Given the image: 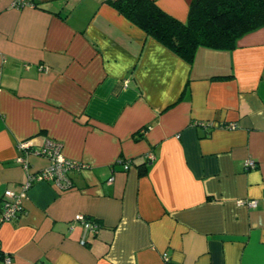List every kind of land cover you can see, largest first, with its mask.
I'll return each instance as SVG.
<instances>
[{
  "label": "crops",
  "instance_id": "obj_1",
  "mask_svg": "<svg viewBox=\"0 0 264 264\" xmlns=\"http://www.w3.org/2000/svg\"><path fill=\"white\" fill-rule=\"evenodd\" d=\"M23 1L0 0L10 264H264V26L232 49L199 47L189 63L108 0ZM153 1L186 20L191 0ZM45 138L87 167L68 173L71 188L23 192L50 160L29 149L25 171L19 142ZM6 189L23 194L22 211L1 220Z\"/></svg>",
  "mask_w": 264,
  "mask_h": 264
},
{
  "label": "trees",
  "instance_id": "obj_2",
  "mask_svg": "<svg viewBox=\"0 0 264 264\" xmlns=\"http://www.w3.org/2000/svg\"><path fill=\"white\" fill-rule=\"evenodd\" d=\"M108 2L189 63L199 47L232 49L242 35L264 26V0H191L185 21L169 15L153 0Z\"/></svg>",
  "mask_w": 264,
  "mask_h": 264
},
{
  "label": "built area",
  "instance_id": "obj_3",
  "mask_svg": "<svg viewBox=\"0 0 264 264\" xmlns=\"http://www.w3.org/2000/svg\"><path fill=\"white\" fill-rule=\"evenodd\" d=\"M24 3L23 0H15V5L22 6ZM235 124H231V128H234ZM19 147L21 150V155L17 157V161L22 165L25 171H28V163L26 161V153L27 150L31 149L34 153L46 157L50 160V165L40 171L35 173H28L26 176L25 184L23 185V192L34 182L46 181L52 182L60 189H67L72 187L71 179L68 176V173L72 170L81 171L87 167V164L81 161L72 160L66 158L62 152L61 147L62 144L59 141L45 138L42 143L34 146L31 143V140H23L19 142ZM148 159H153V154L149 153L147 155ZM118 162H122L125 169L129 168V162L123 161L119 159ZM256 166V162L250 159H247L244 162V167L246 168H254ZM112 180V177L109 178V181ZM23 194L16 195L10 189H6L3 192V197L1 199V220H9L17 217L20 214L21 210V199ZM237 203L240 205H248L250 207L256 206L255 200H237ZM74 221L80 222L84 229L90 232H94L98 225L94 220H90L85 217L83 214H76L73 218ZM84 243V241H81ZM0 259L5 264H10L13 260L11 255L5 254L0 249ZM40 264V263H35Z\"/></svg>",
  "mask_w": 264,
  "mask_h": 264
}]
</instances>
